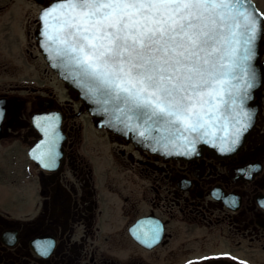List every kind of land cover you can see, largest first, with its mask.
Listing matches in <instances>:
<instances>
[{
  "label": "flooded vegetation",
  "instance_id": "1",
  "mask_svg": "<svg viewBox=\"0 0 264 264\" xmlns=\"http://www.w3.org/2000/svg\"><path fill=\"white\" fill-rule=\"evenodd\" d=\"M20 4L0 0V264H264V86L236 152L150 153L95 125ZM85 118L109 155L81 151Z\"/></svg>",
  "mask_w": 264,
  "mask_h": 264
},
{
  "label": "snow or ice",
  "instance_id": "2",
  "mask_svg": "<svg viewBox=\"0 0 264 264\" xmlns=\"http://www.w3.org/2000/svg\"><path fill=\"white\" fill-rule=\"evenodd\" d=\"M246 0H61L44 13L58 54L139 115L197 131L218 115L219 71L251 21ZM52 22H48V17ZM243 18V25L241 19ZM247 59V57H245ZM107 102V101H105ZM123 111V109H120Z\"/></svg>",
  "mask_w": 264,
  "mask_h": 264
},
{
  "label": "water",
  "instance_id": "3",
  "mask_svg": "<svg viewBox=\"0 0 264 264\" xmlns=\"http://www.w3.org/2000/svg\"><path fill=\"white\" fill-rule=\"evenodd\" d=\"M59 2L61 0H54L40 9L39 44L49 64L82 99L97 126L112 130L140 149L165 157L190 158L202 154L205 149L215 156H225L242 146L255 124L264 85V14L253 0H246L245 7L254 24L238 30L235 39L239 43L228 45L237 51L232 56L226 54L224 67L219 69L223 73L220 77L223 83L218 86L219 113L206 117L209 122L197 131L185 130L179 123L168 124L164 118L147 119L102 91L90 90L98 88V82L86 76L84 68L69 56L58 54L57 49L62 52L63 46L54 44L42 34L50 31L44 13ZM240 19L243 25V18ZM48 22H52L51 16Z\"/></svg>",
  "mask_w": 264,
  "mask_h": 264
},
{
  "label": "rangeland",
  "instance_id": "4",
  "mask_svg": "<svg viewBox=\"0 0 264 264\" xmlns=\"http://www.w3.org/2000/svg\"><path fill=\"white\" fill-rule=\"evenodd\" d=\"M256 3L258 7L264 11V1H259ZM19 7L22 8L21 13H38L41 5L40 3L27 2V0H21V4ZM84 121L85 127L82 131L83 144H81V151L92 156L93 153H95L93 150L94 145L96 146V144H93V140H95L96 143L99 144L101 153L109 155V151L112 152L114 146H116L110 140L109 133L104 131H95L94 127L92 128V126L89 125L90 120L88 118H85Z\"/></svg>",
  "mask_w": 264,
  "mask_h": 264
}]
</instances>
